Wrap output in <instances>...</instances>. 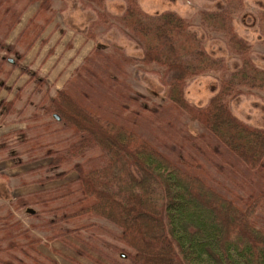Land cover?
<instances>
[{
    "label": "trees",
    "instance_id": "trees-1",
    "mask_svg": "<svg viewBox=\"0 0 264 264\" xmlns=\"http://www.w3.org/2000/svg\"><path fill=\"white\" fill-rule=\"evenodd\" d=\"M37 1L38 9L28 22L33 26L49 8V0H30ZM82 1L96 12L103 9L106 0ZM124 1L120 23L141 45L140 62L160 69L169 105L202 128L201 133L183 138L195 154L184 155L183 146L178 144L172 159L146 139L138 122L144 109L137 112L121 102L127 99L136 103L142 96L125 97L121 90L113 89L120 80L109 64H104L102 71L97 70L105 76L107 85L101 73L100 79L87 68L92 61L88 56L68 85L43 106L44 114L52 118L44 128L54 132L53 126L60 123L61 130L68 133L58 149L49 148L44 156L51 158V168L67 165L75 171V186L66 183L54 191L17 198L13 206L27 209L31 204L47 206L60 200L65 204L63 210L78 208L79 217L106 219L120 230L119 252L132 264H264V226L258 221L264 213V129L237 120L229 109V101L241 94L239 87L264 88V70L253 65L248 57L249 45L233 28V17L242 0H223L226 5L201 13L206 27L222 34L242 60L241 67L230 75H224L222 61L208 54L189 31L187 20L173 11L148 15L137 0ZM100 18L104 19L103 14L98 13L93 25ZM18 19L11 10L2 19L7 26L5 35ZM49 21L47 18L44 23ZM257 21L264 36V11ZM30 33L27 27L20 37L26 39ZM6 48L12 50L11 46ZM2 63L0 60V67ZM210 72L222 75L218 92L205 107L190 104L184 95L187 82ZM12 104L0 103L6 106V112ZM149 112L156 114L154 110ZM13 134L0 137V153L11 149L8 140ZM35 137L38 141L24 152L40 149L43 136ZM8 152L6 158L16 155ZM32 159L33 155L27 161ZM205 162L231 186L218 183ZM66 174L64 170L57 177ZM70 217L64 212L48 224ZM11 228L0 227V264H57L39 251L40 240L19 243ZM76 252L81 254L78 249Z\"/></svg>",
    "mask_w": 264,
    "mask_h": 264
},
{
    "label": "rangeland",
    "instance_id": "rangeland-1",
    "mask_svg": "<svg viewBox=\"0 0 264 264\" xmlns=\"http://www.w3.org/2000/svg\"><path fill=\"white\" fill-rule=\"evenodd\" d=\"M137 2L148 15L173 11L187 20L189 31L201 41L205 51L222 61L226 68L224 75H230L241 67L240 56L231 50L223 35L208 29L201 20L202 12L215 11L219 6L226 5L223 0ZM38 4V1L30 0H0V41L3 43L0 45V60L3 61L0 67V103L13 102L9 112H6L5 105H0V137L15 132L8 140L11 149L0 153V163L11 159L20 172L13 179L1 173L7 170L0 172V227L12 226L10 231L19 243L40 240L39 251L57 264H132L124 253L119 252L122 247L117 239L120 230L106 219L79 217L76 214L78 208L63 210L65 204L60 200L47 206L28 205L27 209L33 210L34 214L26 213L24 207L15 209L17 207L13 206L17 198L54 191L77 179V173L67 165L51 168V158L44 156L47 149H58L60 141L66 139L68 133L61 130L60 123L53 126L56 129L54 132L44 128L52 118L44 114L43 106L58 90L68 85L75 70L91 56L92 61L86 64L87 68L94 70L100 79L103 76L102 80L107 85L110 84L105 76L98 71H102L104 64H109L110 71H114L120 80L119 84L112 85L113 89L121 90L125 97L142 96L137 97L136 103L127 99L121 102L137 112L144 109L138 121L142 126L141 133L168 157L175 158L178 144L183 146L184 155H194L190 142L183 138L189 139L201 133L202 128L169 105L166 88L158 74L160 69L140 62L141 45L120 23L124 0H106L103 9L96 12L87 9L86 2L82 0H49L48 11L37 17L34 26L29 25ZM10 10L17 13L19 19L13 30L5 35L7 26L2 19L9 16ZM261 11H264V0H242V6L233 17V28L237 36L249 45L248 57L253 65L264 70V36L257 21ZM98 13L103 14L104 19L100 18V22L93 25ZM47 18L50 21L45 24ZM27 27L31 33L23 39L20 36ZM7 46H11L12 50H7ZM95 51L97 54H93ZM86 76L92 85L95 84L94 79ZM221 77L220 72H210L190 79L185 87V98L196 107H205L218 92ZM239 90L241 94L229 101L232 115L251 127L264 129V88L245 85ZM150 110L156 114L152 115ZM18 130L23 132L16 133ZM39 134L44 139L40 149L24 152L35 145L34 142L38 141L35 136ZM9 150L16 155L6 158ZM32 155L35 159L27 161ZM19 161L21 164H18ZM205 167L218 183L231 186L228 180L216 174L213 165L205 162ZM64 170L67 174L58 178L59 172ZM12 185L30 186L28 188H32L33 192L13 198ZM74 186L73 183L72 188ZM37 199L32 198L31 201ZM64 212L72 217L48 224L54 216L59 219ZM258 221L264 226V213L260 214ZM63 229L70 232L63 233ZM23 233H26L25 237L21 236Z\"/></svg>",
    "mask_w": 264,
    "mask_h": 264
},
{
    "label": "crops",
    "instance_id": "crops-1",
    "mask_svg": "<svg viewBox=\"0 0 264 264\" xmlns=\"http://www.w3.org/2000/svg\"><path fill=\"white\" fill-rule=\"evenodd\" d=\"M4 170H7V171H4ZM1 171H4V172H1ZM0 172L1 173H6L7 175L12 176V179L16 175L20 174V172L18 171L17 167H15V164L11 162V159L0 163ZM24 186L25 185H12L13 188L11 190V196L13 198H16L18 196H22V195H25V194H30V193L33 192L32 188H28L30 186H26V187H24Z\"/></svg>",
    "mask_w": 264,
    "mask_h": 264
},
{
    "label": "water",
    "instance_id": "water-1",
    "mask_svg": "<svg viewBox=\"0 0 264 264\" xmlns=\"http://www.w3.org/2000/svg\"><path fill=\"white\" fill-rule=\"evenodd\" d=\"M9 62H11V60H9ZM26 213H29V214H34V211H33V210H31V209H27V210H26Z\"/></svg>",
    "mask_w": 264,
    "mask_h": 264
}]
</instances>
